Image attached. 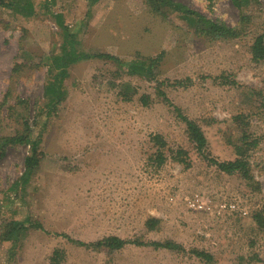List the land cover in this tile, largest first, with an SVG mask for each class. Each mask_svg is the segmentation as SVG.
Here are the masks:
<instances>
[{
  "label": "rangeland",
  "instance_id": "obj_1",
  "mask_svg": "<svg viewBox=\"0 0 264 264\" xmlns=\"http://www.w3.org/2000/svg\"><path fill=\"white\" fill-rule=\"evenodd\" d=\"M13 1L32 12L0 4V137L28 132L39 162L27 175L31 143L0 147V264H264V58L251 52L264 0H174L237 27L235 37L201 34L151 0ZM71 37L75 55L160 56L156 75L102 57L69 61L61 73L56 60ZM57 71L63 94L53 104L46 93ZM125 89L135 90L130 99ZM159 91L202 127L210 157L248 147L251 177L205 158ZM107 235L185 250L129 243L106 253L73 241Z\"/></svg>",
  "mask_w": 264,
  "mask_h": 264
},
{
  "label": "trees",
  "instance_id": "obj_2",
  "mask_svg": "<svg viewBox=\"0 0 264 264\" xmlns=\"http://www.w3.org/2000/svg\"><path fill=\"white\" fill-rule=\"evenodd\" d=\"M20 1H13V0H0L1 5H8L13 6L15 4L16 7L21 6V10L25 9L27 12H32V5L30 2H20ZM149 3V0H147ZM161 6L164 8H171L174 11L178 12L183 18L187 20L189 25H193L195 30L200 32L201 34H209L214 37H235L239 34L238 28L235 26H229L226 23L222 21L217 20H211L210 18L204 16L202 13L192 9L191 7L185 5L181 2H176L174 0H151V9L153 11L163 13V11L160 10ZM70 44L72 45L68 49H65L64 54L57 58L56 60V68L63 73L65 65L69 61H75L77 58L80 57H102V58H110L113 61L117 62L120 66H124L126 70L131 73H139V74H145L148 76H155L157 72V63L160 59V56L157 57H136L134 59H131L130 61H125L124 59L105 52H98V53H85L83 55H75V51L73 47V38L69 40ZM67 47L66 45H64ZM251 52L253 54L254 59H263L264 58V34H260L255 38V41L252 45ZM74 55V57H71ZM65 59V61H64ZM61 67V69H59ZM54 75L53 81L50 82L49 86L47 87V97L50 99V103L57 102L58 99H60L61 95L63 94L61 83H58L57 77L58 72ZM135 93V90L127 91V89L122 91L123 99H130L131 96ZM160 94L164 96V100L172 105L175 109V112L177 113V116L180 117L186 124L188 134L191 138V140L194 142L196 149L205 156L211 163L217 165V167L229 174H237L239 177L243 178H250V168H249V162L247 160L246 156V150L248 147H243L242 145H237V155L234 159L230 160H218L216 158L210 157L208 153H206V148L208 145L207 138L205 136L204 130L202 127L196 122L194 119H191L186 114L183 113L182 109L173 104L172 101L165 95L163 91H159ZM142 100L144 103H146L147 95H142ZM244 114H237L234 116L235 123L237 125L242 124L244 122ZM245 134V133H244ZM3 139L0 147L2 148L5 144L9 142H15V141H27L31 143V154L27 155L25 158L26 162V170L25 173L28 175V173L31 171L33 166L38 165V145L39 140L38 139H32L28 132L26 131H16L12 136H5L0 137ZM154 143L158 147H163L166 145V141L163 139V137L159 134H155L152 137ZM183 154L182 149L177 150L176 158L180 159V156ZM157 158L158 162L162 163L165 159L164 154L160 149L157 152ZM184 161V159H180ZM155 219L151 218L147 220V224L152 227L155 224ZM19 222H14V227L11 229V234H16L17 230L20 229ZM39 224V223H37ZM79 245H84L86 247H95L100 250L105 251L106 253L113 252L115 250H118L122 247H124L126 244L134 243V244H145V245H151L155 248L164 247V248H170V249H176V250H185V248L178 242H175L173 240H165V241H157L152 240L149 242L140 241L138 239H125L117 235H107L105 237H102L96 241H90L85 242L82 240H74ZM191 252H193L195 255L205 258L207 260H210L212 258V254L201 251L196 248L190 249Z\"/></svg>",
  "mask_w": 264,
  "mask_h": 264
}]
</instances>
